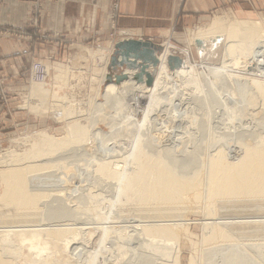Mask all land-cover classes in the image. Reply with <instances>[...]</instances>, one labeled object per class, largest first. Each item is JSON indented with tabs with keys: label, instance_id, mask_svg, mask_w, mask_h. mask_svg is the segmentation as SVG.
I'll list each match as a JSON object with an SVG mask.
<instances>
[{
	"label": "bare ground",
	"instance_id": "obj_1",
	"mask_svg": "<svg viewBox=\"0 0 264 264\" xmlns=\"http://www.w3.org/2000/svg\"><path fill=\"white\" fill-rule=\"evenodd\" d=\"M222 18L214 19V25L211 24L212 26L210 25L208 29L198 31L193 36V41L211 43L209 45L211 47H208L206 52H200V57L205 61L206 57L213 56L216 51V49L213 50L216 48L214 43L224 41L223 55L221 54L222 50L217 51L221 52L220 54L226 59L231 57L230 62H224V64L222 63L223 66L220 65L218 68L204 67L203 79L209 82L204 83L207 93L198 92L193 99L196 100V104L199 106L209 103L219 108L223 106L222 98L227 94L228 99L229 96L233 99H238L236 105L239 103L245 104L244 109H241L238 113L239 116H243V114L248 112L246 100H248L250 107H255L261 102L263 115L255 123L259 122L256 126H260V124L264 126V123H262L264 121V81L260 82L256 79H248L240 77V75L231 76L229 74L230 68L234 69L240 57L249 60L250 63L254 62L255 65L252 67L257 69L255 71L264 73V38L262 31L258 24L254 22L239 20L237 22H228ZM165 44L167 45L165 52L159 57L160 65H158L153 86L148 87L146 83H138L133 78L134 72L132 71L129 73L130 78L120 84L107 82L108 75L104 73L101 84L107 82L104 95L102 94L105 102L97 103L98 100H96L94 105L96 109L94 108V112L92 111L90 116L88 115L89 118L86 125L81 122L82 111L64 110L62 116L66 121V135L58 137L46 131L31 134L24 138V141L29 142L30 145L24 152L19 153L17 150H11L0 156V211L5 210L6 212V215L0 212V219L6 216L9 220L5 225H3L4 220L3 222L1 221L2 219L0 220V264H18V259L24 248L28 249V254L32 258L29 259L27 257L28 254L23 257L24 260L26 257L29 259V262L27 259V261H24L25 264H40V262L41 264H55L59 261V255V257L65 255V261L67 262H64L65 264H75L78 260L80 261L82 256H85V259L82 258L83 260L81 259L82 263L80 264H97V259L101 256L105 258L111 251L113 252V258H115L113 249L119 250L116 252V256L118 255L116 258L122 257L123 259L124 255L131 253L129 255L132 256L134 264H180V235L178 228L184 224L183 215L191 201V194L195 195L197 204L203 203L207 218H205L204 223L199 260L198 257H192L190 264H264L263 241L249 245L247 239H250V237H244L245 239L247 238V243L245 242L243 245L238 240V238H243L246 234H255L259 235V237L264 234V215L251 216L246 214L251 211L264 209V131L260 129L259 132L258 130L260 134L258 133L257 135L255 133L257 130L252 128L255 130L254 133L252 131V134H256L254 135L256 138L250 134L254 140L249 142L247 140L250 136L248 138L242 137L243 140H241L242 138L239 139L237 136L239 134H235L239 131L231 132L229 133L230 135L227 132L228 137H235L233 135L235 134L241 140L240 143H242L243 147V155L229 158L230 160L226 158L229 157L226 154V149L231 152L233 144L232 146L226 144L227 148L216 149L217 151L215 152L213 148H216L218 143L219 145L223 143L216 139V136H212L210 138L212 143L214 141L219 142L217 144L214 142L213 150H210L211 152L214 151V153H210L208 161L199 159L200 162L203 161V164L201 163L203 166L199 161H196L197 157L195 156L189 165L181 166L177 160L170 159V156H168L170 155L169 150H163V147H159L151 138L150 140H145L149 135L146 131L151 134V128L157 125V120L155 119V115L158 113L157 109L162 107L164 110L163 105L167 101L165 98L168 92H165L166 94L163 92L167 90V86L170 84L169 82L167 83L168 79L178 78L179 80H184L189 78V82L196 87L197 91L201 89L199 80L194 76V65L190 62L189 51L177 49L170 42H165ZM175 50L182 52L187 60L183 62L180 68L171 72L169 59L174 55ZM215 53L218 54L217 52ZM103 54L105 55V53ZM217 56L219 54L215 55V57ZM242 63L244 65V62ZM56 78L59 81L61 79L64 80L60 74ZM48 85L37 83L31 89L32 91L29 94V108L31 110L36 112L48 110L46 104L49 90L45 88ZM213 88H217V90L212 91ZM58 96L59 94L56 93L55 97ZM144 100H146V106H143L144 119L142 122L135 123V118L133 120L134 123L129 124L130 126L125 125L122 129L121 127L115 129L114 125L119 127L122 123L121 120L116 119L117 115L115 116L116 118L113 116L114 118L111 117L110 122L108 121L109 132H104L99 128V117L95 115L98 113V107L102 108V110L105 106L114 108V106L124 107L125 104L128 107L130 106L129 101L141 104ZM138 106L140 107V105ZM118 110L121 113L125 111L117 108V112H119ZM137 110L135 112L139 111ZM163 110L159 109V111ZM135 112L134 115H136ZM123 116L124 114L122 115V120ZM124 117L125 120H129L127 118L129 116ZM131 121L132 119L127 122L124 121V123L128 124ZM146 128H150V130H146ZM143 131L146 134H143ZM155 131L152 133L154 134ZM201 134L203 135V133ZM223 134L225 135V133ZM223 134L222 136H224ZM242 134L240 133V135ZM214 137H216V140ZM126 138H128L127 141L129 139L130 141L133 140V145L129 143L132 146V152H126L125 154L128 155L129 153V155L124 156L125 158L119 157L117 148H114L115 146L111 148L113 150H109V148L101 151H105L102 153L104 155L101 158H98L96 153L97 156L93 155L94 157L87 154V152L92 151L89 148L94 147L93 143L94 145L99 142L100 144L111 143L112 141L116 143V141H122V139L126 141ZM109 143L105 146L103 145L102 148H108L106 146ZM122 144L124 143L122 142ZM134 145H137L136 147L141 145L138 153L133 149ZM220 147L222 148V145ZM96 148L98 147L96 146ZM125 148H121L124 150L123 152H125ZM114 150H116L117 154ZM118 151L119 153L121 152L120 150ZM109 152L113 153L110 155ZM123 152H121V155ZM202 152H200L201 155H203ZM242 152L240 153L242 154ZM190 153L193 154L195 152L190 151ZM83 156H91L92 158L90 157L91 160L87 158L81 159L80 157ZM82 162H84L83 166H81ZM196 163H199L202 168L200 167L201 169L196 170L193 167ZM73 164L84 167L82 174L79 171L81 179H84L82 176L87 175V181L85 180L87 183L90 181L93 187L97 184L107 189L103 188L104 191L100 189L103 192L95 194L93 193L95 190L93 189L94 191H92L91 187L87 197L74 198L78 203L76 206L66 205L65 203L70 198L69 196V199L62 197L65 190L67 189L68 191L69 187H66V189L63 187L61 190L59 186H62L61 183L67 185L69 179H71L70 176L74 174L69 177L63 175V179V176L59 177L57 173L70 169H67V166H74ZM191 168L193 170L189 172L187 169L190 170ZM77 189L71 190V193H77L81 188ZM107 190L112 191H109L112 193L111 199H106L105 194L103 195ZM108 196H110V193ZM72 199L70 200L72 201ZM106 200L107 203L109 202V210L102 206ZM92 203L95 205H90V208L87 204ZM125 206L133 208L131 209L133 210L132 214L136 213V215H133L134 217H126L127 220L124 217L122 220L123 217L121 216L127 208H124ZM227 213L231 215L229 217H218ZM234 213L237 215L245 214L246 217H233L232 214ZM14 219L21 221L16 222ZM95 233H98L97 237L99 239L93 247V251H86L87 247L85 248L83 244L86 243V246H88L89 242H92L91 238ZM263 237H260V239ZM254 238L252 237L251 239L253 240ZM118 239L123 243L122 245ZM256 239H259L258 236L255 241H257ZM127 240L128 244L131 245H134L133 242L135 241L138 244L136 245L137 247L134 246L133 248L131 247L132 249L127 250V243H125ZM261 240H264V238ZM105 252H107L106 255L104 254ZM108 258H105L107 262L103 260L101 264H110L108 261H114L112 257ZM20 259L22 260V257ZM117 260L121 259H116L115 264H117ZM121 261H118V263L124 264V260ZM127 261L129 262L130 260L128 259ZM128 262H125V264L131 263Z\"/></svg>",
	"mask_w": 264,
	"mask_h": 264
},
{
	"label": "rangeland",
	"instance_id": "obj_2",
	"mask_svg": "<svg viewBox=\"0 0 264 264\" xmlns=\"http://www.w3.org/2000/svg\"><path fill=\"white\" fill-rule=\"evenodd\" d=\"M1 2L2 1H0V4H1ZM30 2H31V4H30V16H29V22L26 26H20V25H16V24H8V25L0 28V40H2V41L5 39L9 40V41L13 40L16 44H20L19 41H27V43L29 42L28 43V50H26L27 51L26 53H28L30 55L29 62L26 65H24L22 69H20L19 73H16L14 75H9V74L5 75L7 73L6 69H4V65H0V156L3 153H6L7 151H11V150H17V152H19V153L24 152L30 146L29 142L24 141V138L27 137L28 135H31V134L46 131L47 133H50V134L58 136V137L66 135V133H67L66 121L64 120V118L62 116L64 114V110L66 111L68 109V110H73V111H75V110L76 111L77 110L82 111L81 114L82 115L84 114V115L82 117V115L80 114L81 118H82L81 122L84 125H86L88 123V118L90 116V112L92 113V111L94 112V110L96 109V106L94 107V105L96 104L95 103L96 100L99 101V102L97 101V103H104L105 102L103 95L105 92V87H106L107 82H115L116 83L117 82L116 81L117 76H122L123 74L130 76L129 73H131V71H132V72H134L133 78L138 83H140V84L146 83L147 74L142 72V66L145 64V62L143 60H139L135 64L134 63V61H135L134 55H131L129 58H126V57L123 58L120 54H118V52H119L118 49H116V45L118 43L126 41V40H130V39L142 40V41L151 42L152 44H154L155 55L158 59V65H160V58L159 57L165 52V47L167 45V44H165V42L166 43L170 42L177 49L188 50L189 54H190V57H189L190 62L194 65V76L199 80V84H200L201 89L199 91H197L196 87L189 82V78L184 79V80H179L178 78H172L173 80L168 79L167 83L169 82L170 84H168L167 90H164V92H163V93L168 92L167 97L165 98L167 101H166V103H164L165 100L163 101L164 110L162 107L159 108L160 110H163L165 112L159 111V109H157L158 115L157 114L155 115L156 116L155 119L157 120L156 121L157 122L156 123L157 129H155L156 127L151 128V130H150V128H148V129L146 128V130H150L151 134L149 133V131L148 132L146 131V133H148L149 135H148V138L147 137L145 138V140L146 139L150 140V138H151L152 140H154V142H156L155 144H158L159 147H163V150L164 149L169 150L170 155H168V156H170V159L177 160V162L181 166L182 165L183 166L189 165L193 161L194 156L197 157L196 161L200 162L199 159H201V160L204 159L203 161H208V159L210 158V153H214V151L213 152L210 151L213 148L212 146L215 142L214 140H213L214 141L213 143L211 142L210 138L212 136H216L217 138L214 137V139L216 138V139L220 140L221 143H223V144H221L222 148L221 147L219 148V146H221V145H219V143L217 144V142H219V141L215 142L217 144L216 146L218 147L217 148L214 145V147H216V148H213V149H215V152L219 149H224L226 147V144L227 145L230 144L231 146L233 144V146H232L233 150L231 149V152H229V149H226V151H227L226 154H227V156H229L226 158L229 159V158H234V157H240L241 155H243V152H242L243 147H242V143H240L241 140H243L244 137L248 138L250 136L247 141L248 142L251 140L253 141L254 139H252V138L256 134L253 135L252 131L254 133L255 130H257L255 132V133H257V135L260 132V129H262L261 131H264V126H262L261 124H260L261 127L256 126L257 124H259V122L255 123L258 121V119H261V116L263 115V113H262L263 108H262L261 102H260V104L258 103V105H256L255 107L254 106L250 107L248 100H246L247 101L246 106H248L247 107L248 112L243 114V116H239L238 113L240 112L241 109H244L245 104L239 103L238 105H236V101L238 99L237 100L233 99L230 96L228 99L227 94H225V97L222 98L223 103H224L223 106L219 107V108L215 105L212 106L209 103L208 104L205 103L204 106H202V105L199 106L196 104V100L193 99L195 97L196 93H198V92H202L203 94L207 93V91L204 88V83H209V82L203 79L204 67L218 68V67H220V65L223 66L224 62L229 63L230 62L229 60L231 59V57H228L226 59L224 56H222L223 55V49L222 48H224V46H225L224 41H222L219 43H217V42L214 43V45H216V48H214L213 50L216 49L215 52H217L219 54V56L215 57V55H218V54H216L213 51L214 52L213 56L208 57V58L206 57V61L203 60L200 57V52H202V51L206 52V49L208 47H211V46H209V45H211V43L210 42H209L210 44L208 42L204 43L203 41H195L194 42L193 36L196 35V33L198 31H200L201 29L202 30L208 29V27L211 24L214 25V23H215V21H213L214 19L217 20L218 18L223 17L222 19H225V21H228V22H237L239 20V21H249V22L257 23L258 26L260 27L261 31H262L263 38H264V3L261 4V2L258 0H233L232 2L229 1L227 4L223 5L222 9H220L218 11H214L213 13H210L209 15H207V17H206L204 23H202V25L196 26V27L191 28L187 31L182 29V31L179 32V34L168 33L163 38H160V39H157L154 41V40L143 39V38L136 39L132 35H130L129 33H126V31H119L118 27L116 26V22L113 23L112 21H111V31L106 34V36H105L106 38H104V39H102L101 34H96L92 38L81 37L78 39H73L70 37H66L65 34L59 32L56 29L46 28L44 26V21L48 22V23L52 22L54 15H53V9L51 7L55 6L56 8H59L60 6H63L67 2H69V0H33ZM48 5L50 6V9H49L50 12L49 11L47 12L45 10V6H48ZM117 7H118L117 1H113V4H112L113 12L116 11ZM112 20L115 21V19H112ZM38 44L40 47L38 46ZM217 44H219V45H217ZM217 50H219V51L222 50V53L218 52ZM103 53H105V55ZM181 53L182 52L175 50L174 55H172L171 57H178L179 59H181V61L183 63L187 59H186V56L183 53L182 54ZM220 55H221V58H220ZM115 57H116V62L114 63L113 59ZM241 58H243V57L238 58V61L236 62L237 64L234 66V69L230 68L229 74L231 76H239L240 75V77H246L248 79H256L260 82H263L264 81V73H260V72L255 71L257 69L253 68L255 65L254 62L250 63L249 60H247L245 58H243L241 60ZM170 59H169V61H170ZM240 61H241V63H240ZM242 62H244V65ZM245 62H248V63H245ZM149 65H150V67L148 68L147 73H149L151 75V77L153 78L154 81H153L152 85H147V83H146V85L148 87H151L155 83L156 72H157L159 66L157 65L155 67L152 64H149ZM173 65H175V63H173ZM169 68H170L171 72H174L178 69V68L171 69L170 65H169ZM243 69H245V70L243 71ZM104 73H107V75H108L107 76V82L101 84L102 76ZM58 74H60L64 78V80L61 79L59 81V79L56 78V76ZM109 78H111V79H109ZM145 78H146V80H145ZM43 79H45V80L43 81ZM37 83L38 84L39 83L44 84V85L49 84L48 87L44 86L45 88H48V90H49L48 91L49 96L47 97V104H46V108L48 110L45 112H43V111L36 112V111L31 110L29 108V103H30L29 94L32 91L31 89L34 86H36ZM55 85L57 86V88ZM216 90H217V88L212 89V91H216ZM56 93L59 94L58 97H55ZM146 96H147V94H146ZM128 103L130 105L128 107L124 104V107H121V106L115 107L114 106V108L112 107L113 109L110 107L107 108L105 106V108L103 107V110L105 109L104 111L102 110V108L100 109L98 107V113H96L95 115L96 116L98 115V117H99V121H98L99 122V125H98L99 128L102 129L104 132H109L110 128H109L108 121L110 120L111 117L114 118L117 115H118V117L117 118L115 117V118L121 120L122 123L119 125L118 123H120V122H118L116 120L118 123H115V122L114 123L119 125V127L114 125L115 129L120 128V127L122 129L125 125L128 126L129 124L134 123V121H135V123L136 122L137 123L142 122L144 119L143 109L146 106V104H145L146 100L141 102L142 105L140 103L136 104V102H130V101ZM131 104L133 107L131 106ZM138 105H140V107ZM231 106H233L235 108L233 109V107H231ZM260 106H261V108H260ZM117 108L121 109V110L124 109L126 112L122 111L123 113H121L119 110H118L119 112H117ZM141 109H142V112H141ZM61 110H62V112H61ZM135 110H137L138 112H135ZM213 110H214V112L212 113ZM132 111H134L136 115H134V112H132ZM106 113H107V115H106ZM123 114H124V116H129L127 118L129 120L132 119V121L127 124L126 122L129 120H127V119L125 120V117L123 116V120L126 121L124 123V121L122 120ZM135 118H136V120H134ZM255 118H256V121H255ZM100 119H102L101 122H100ZM164 123H166V124H164ZM252 123L255 125H253ZM262 123H264V121ZM248 124H250V125H248ZM254 126H256L257 128ZM258 127H260V128H258ZM167 128H169V129H167ZM252 128L255 130H253ZM242 129H243V131H242ZM258 130H259V132H258ZM153 131H155L154 134L152 133ZM223 131H225V132H223ZM237 131H239L241 134L243 133L242 135H240L239 132L235 133L236 135L239 134V135H237L239 137V139H241L243 137L241 140H239L235 134H233L235 137H232V136L228 137L230 135L229 133H231V132L234 133ZM227 132L229 135L227 134ZM146 133H145V131H143V134H146ZM201 133H203V135ZM223 133H225V135ZM222 134L224 136H222ZM250 134L253 135V137H251ZM247 138H245V139H247ZM254 138H256V137H254ZM233 139H237V140H233ZM127 140H128V138H126V141H124V139H122V141L121 140H118V142L116 141V143L118 145L116 143H114L113 141L111 143L108 142L109 145L106 146L108 148L104 147L105 149L102 148V146L103 145L105 146L108 143H106V144L101 143L100 144V142H99V143H95V145L93 143L94 147H91L92 146L91 145L90 146L91 149L89 148L90 151L92 150L91 151L92 154H91V152H87V154L92 155V157H94L96 154H98V156L97 155L96 156L98 158H101V156L104 155L102 153L105 152V151L104 152H101V151L109 149V148H110L109 150H113L111 148H113L115 146L114 148H117L116 150L119 154V157L123 158L124 156L127 155V154H125L126 152H129V151L132 152L131 151L132 150L131 144L133 145V142H132L133 140L132 141H130V139H129V141H127ZM122 142L124 144L125 143L126 144L124 145V144H122ZM129 143H131V144H129ZM113 144H115V145H113ZM120 144L122 146L123 145L124 146L119 147V146H121ZM116 145H117V147H116ZM96 146L98 148H96ZM136 146L137 145H134L133 149L138 153L139 148H140L139 146H141V145H138V147H136ZM124 147H126L125 152H123L124 150L121 149ZM145 147H146V145H145ZM145 147H143V149H145ZM93 148H94V151H93ZM97 149H100V150H97ZM200 149H201V151H200ZM116 150H114V151L116 152ZM118 150H120V151L122 150L121 151V152H123L122 155H121V152L119 153ZM98 151H100V152L98 153ZM190 151L195 152V153H193L194 155L191 153L189 154ZM117 152H116V154H117ZM200 152H202L203 155H201ZM240 152H242V154ZM111 153H113V152H111ZM111 153L109 152L110 155H111ZM128 155H129V153H128ZM90 157H84L83 156L80 158L81 159L82 158L90 159ZM80 158L78 157V159H80ZM93 160H94V158H93ZM203 161H201L200 164L201 163L203 164ZM83 163L84 162H82L81 166L84 165ZM197 164H199V163H196L195 164L196 166L193 165V167L196 170L201 169L203 165L201 164L202 165L201 166L200 164L199 165H197ZM73 165L74 166H71V167L67 166V169L68 168H70V169L63 171L62 173L61 172L57 173L59 175V177H62L63 175L69 177L70 175L74 174L73 175L74 177L70 176L71 179H69L68 184L66 183L67 185L62 184L60 182L62 185V186H59V187H61L60 188L61 190L63 187H64V189H66V187L70 188V189L68 188V191H67V189L65 190V192L63 191L64 195L62 198L66 197L67 199H69V198L72 199V197H73L72 201L70 199L67 200V203H65L66 205L68 204L69 206H72V205L76 206L78 203L74 200V198H76V197L77 198L78 197H80V198L87 197L88 194L90 193L89 190L91 187H92V189H91L92 191L95 190V192H93L95 194H98V193L101 194L104 191V189H107V188H104L103 186L101 187V185L98 186L96 184V186L98 187L97 188L94 185V187L97 189L96 190L93 187V185H91L90 181H88V183L90 182L89 184L86 182L87 181V175L82 176V177H84V179L83 178L81 179L80 175L82 174L81 172H83L84 167H80L79 165L75 166V164H73ZM77 167H79V168H77ZM196 167H198V168H196ZM80 168H81V170H79ZM192 168L190 170L189 169H187V170L190 172L193 170ZM0 171H1V168H0ZM79 171L81 174L79 173ZM64 176L62 177L63 179H64ZM76 187L78 189L81 188L79 190V192H77V193L72 192L71 193V190L73 191L74 189H77ZM87 188H88V190H87ZM60 189H59V191H61ZM98 189L100 192L98 191ZM100 189L101 190L103 189V191H101ZM111 190H113V189H111ZM111 190H109V191H111ZM109 191L108 190L105 191L107 194L103 193V195L105 194L104 196H106V199L107 198L109 199L110 197L112 198V193H111L112 191L111 192H109ZM108 192L110 193V196H108L109 195ZM71 194H73V195L71 196ZM81 194H82V196H81ZM74 195H75V197H74ZM68 196H69V198H68ZM196 202L197 201H196L195 195L191 194V201L188 204L187 210L183 215V218H184L183 223L184 224H182L181 227L178 228V233L180 235V242H179L180 264H190L192 257H198V260L200 257L199 254H200L201 243H202L203 233H204V223H205V218H207V217L205 214V207H204L203 203H200V205H199ZM83 203L86 204V202H84V201H83ZM87 205L88 206H90V205L94 206L95 204L92 203V204H87ZM108 205H109V202L107 203V200H106V202L104 201L102 204V206L106 209L109 207ZM90 208H91V206H90ZM124 208H126V209H125V213L122 212L124 214V216H123V214L121 216V217H123L122 220L124 219V217L125 218L126 217H134L133 215H136V213L132 214L133 210H131V209H133V208H130V207L128 208V206H125ZM108 210H109V208H108ZM0 212L2 214L6 215L5 210H1ZM105 212H107V211H105ZM246 214H248V215L250 214L251 216L264 215V209L263 210H257V211H251V212H248ZM230 215L231 214L227 213L224 215L223 214L219 215L218 217H229ZM232 215H233V217H237V216L246 217L245 214L237 215L236 213H234ZM3 217H5V218H1L2 220L1 219L0 220L2 222L4 220L3 225H5V223L8 222L9 220H8V218H6V216H3ZM119 220H121V219H119ZM125 220H127V218ZM163 220H165V219H163ZM15 221L17 222V221H21V220H15ZM185 230L187 231V233ZM98 233L94 234L93 237H95V238H93V237L91 238L92 242H89L90 244L88 246H86V243L83 244V245H85V248L87 247V250L85 249L86 251H90V250L93 251V249H94L93 247L96 245V242L99 239V237H97ZM263 235H261L260 237H263ZM99 236H100V233H99ZM257 236L259 239L258 240L256 239L257 241H255V238ZM244 237H248V238L250 237V239L246 238L248 240L249 245L258 244L259 242L261 243V241H263V243H264V240H261L264 237L260 239L259 235L246 234L243 236V238L242 237H240V239L238 238V240H240V243L243 245L247 241ZM252 237H255V238L252 240L251 239ZM118 240H116V241H118ZM134 242H133L134 245H131V244H128V240H127L125 242V243H127L126 249L129 250L131 247L132 248L134 246L137 247L136 245H138V244H136V242L135 243ZM129 243H132V242H129ZM250 243H252V244H250ZM122 244L123 243L121 242V245ZM245 245H248V244H245ZM108 246H110V245H108ZM123 247H125V246L123 245ZM23 251H24V253H23ZM23 251L21 252V256H20V257H22V260L19 257L18 264H20V263L25 264L24 261L27 259L29 262V259L31 258V256H29V254H28L29 253L28 249L24 248ZM113 251L115 252L114 253L115 258H113V256H112L113 255L112 251H111V253L108 252L109 255L107 254V252L104 253L105 255L106 254L108 255V256L106 255L107 257H109V258L112 257V259H114V261L110 259L112 262L108 261L110 264H115L116 259H121L122 261L124 260V264H125V262H128L127 260L129 259L130 260L129 262L134 264L132 256L129 255L131 253H128L127 255L123 254L125 256V258L123 256V259H122V257L116 258L118 256V255L116 256V254H117L116 252L119 251L118 249L117 250L113 249ZM83 252H85V251H83ZM139 253H140V251H139ZM27 254H28V256H27ZM104 254H103V256H105ZM25 256L29 257V259L26 257L24 260L23 257H25ZM59 256H58L59 261L56 262L55 264H57V263L62 264L64 262L67 263L65 261V258H66L65 255H62L61 257H59ZM106 256H105V258L107 259ZM82 258L85 259V256H82L81 259ZM105 258L101 256L99 259L96 260L97 264H101L103 262V260L106 261ZM81 259H80V261H81ZM125 259H126V261H125ZM131 259H132V261H131ZM121 260H117V264H119L118 261H121ZM80 261L78 262V264L82 263V261L81 262ZM77 262H75V264H77ZM40 264H41V262H40Z\"/></svg>",
	"mask_w": 264,
	"mask_h": 264
},
{
	"label": "crops",
	"instance_id": "obj_3",
	"mask_svg": "<svg viewBox=\"0 0 264 264\" xmlns=\"http://www.w3.org/2000/svg\"><path fill=\"white\" fill-rule=\"evenodd\" d=\"M0 28L8 24L26 26L30 16V1L0 0ZM113 1L118 7L113 12ZM233 0H69L53 9L51 23L44 21L48 29H56L73 39L94 37L102 39L111 31V21L119 31H126L134 38L157 40L168 33L185 31L202 25L207 15L222 9ZM264 3V0H258ZM50 6L45 10L50 12ZM112 19H115L112 20ZM0 40V65L6 74L19 73L29 62L27 41ZM39 46V44H38ZM40 47V46H39Z\"/></svg>",
	"mask_w": 264,
	"mask_h": 264
},
{
	"label": "water",
	"instance_id": "obj_4",
	"mask_svg": "<svg viewBox=\"0 0 264 264\" xmlns=\"http://www.w3.org/2000/svg\"><path fill=\"white\" fill-rule=\"evenodd\" d=\"M116 49H118V54H120L123 58H129L131 55H134L136 64L139 60H143L145 64L142 66V72L147 74V85L153 84V78L149 73H147L148 68L150 67L149 64L153 66L158 65V59L155 55V46L151 42H145L142 40H126L120 42L116 45ZM114 63L116 62V57L113 59ZM175 63V65H173ZM169 65L171 69L180 68L183 63L181 59L178 57H171L169 61ZM139 77V76H138ZM111 79V78H109ZM129 79L128 75L123 74L122 76H117L116 81L117 84Z\"/></svg>",
	"mask_w": 264,
	"mask_h": 264
}]
</instances>
